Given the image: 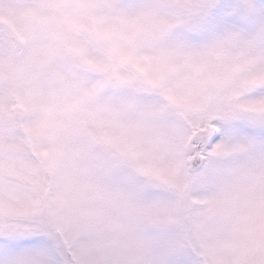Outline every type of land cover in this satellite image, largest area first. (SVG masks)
I'll return each mask as SVG.
<instances>
[{"label": "snow or ice", "instance_id": "snow-or-ice-1", "mask_svg": "<svg viewBox=\"0 0 264 264\" xmlns=\"http://www.w3.org/2000/svg\"><path fill=\"white\" fill-rule=\"evenodd\" d=\"M0 264H264V0H0Z\"/></svg>", "mask_w": 264, "mask_h": 264}]
</instances>
